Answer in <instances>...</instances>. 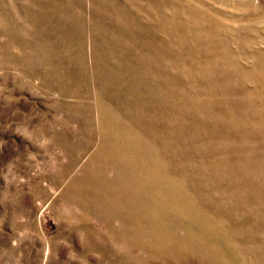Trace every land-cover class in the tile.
<instances>
[{"label":"rangeland","instance_id":"obj_1","mask_svg":"<svg viewBox=\"0 0 264 264\" xmlns=\"http://www.w3.org/2000/svg\"><path fill=\"white\" fill-rule=\"evenodd\" d=\"M0 264H264V0H0Z\"/></svg>","mask_w":264,"mask_h":264}]
</instances>
